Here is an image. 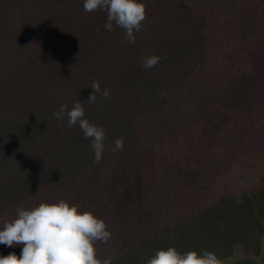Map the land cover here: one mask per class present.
Returning <instances> with one entry per match:
<instances>
[{
	"label": "trees",
	"instance_id": "16d2710c",
	"mask_svg": "<svg viewBox=\"0 0 264 264\" xmlns=\"http://www.w3.org/2000/svg\"><path fill=\"white\" fill-rule=\"evenodd\" d=\"M138 2L145 18L130 43L114 22L113 31L105 29L106 11L86 12L84 0H0V215L49 187L98 172L121 176L113 186L116 198L142 196L134 192V179L145 167V120L163 114L181 84L207 66L216 22H229L234 4ZM249 9L241 23L250 40L245 63L213 83L201 110L204 128L218 129L214 142L227 160L237 150L264 157V4L260 16ZM152 55L160 60L144 68L142 58ZM94 80L109 96L87 102ZM75 100L87 102L85 117L106 130L99 163L91 138L78 125L68 126L67 117L57 122L53 116L59 105L71 107ZM120 137L123 148L112 152ZM170 246L198 255L206 249L221 264H264V174L249 191L220 194L145 231L112 255L111 264H145Z\"/></svg>",
	"mask_w": 264,
	"mask_h": 264
},
{
	"label": "rangeland",
	"instance_id": "374dc122",
	"mask_svg": "<svg viewBox=\"0 0 264 264\" xmlns=\"http://www.w3.org/2000/svg\"><path fill=\"white\" fill-rule=\"evenodd\" d=\"M168 1L144 0L146 6ZM202 3L219 6L221 0ZM262 3L264 0H226V6L234 4V9L229 12V22L224 17L216 22L215 46L207 66L181 84L163 114L145 120L141 161L145 167L134 179V192L141 191L142 196L131 199L124 194L116 198L113 186L121 176L98 172L94 177L49 187L21 207L32 208L40 202L63 199L69 205H78L79 211H89L102 219L111 235L107 241L93 243L95 258L101 261L129 247L145 231L184 217L211 198L255 187L264 174V157L237 150L227 160L214 142L218 129L212 133L204 128L201 110L213 83L245 63L249 49L245 42L250 40L241 23L250 7L260 16ZM233 25L238 26L237 32ZM227 136L224 133L222 137ZM16 209L0 215V226L15 217ZM21 247L0 244V255L15 252L19 258ZM241 254L238 251L236 256Z\"/></svg>",
	"mask_w": 264,
	"mask_h": 264
},
{
	"label": "clouds",
	"instance_id": "9594fccd",
	"mask_svg": "<svg viewBox=\"0 0 264 264\" xmlns=\"http://www.w3.org/2000/svg\"><path fill=\"white\" fill-rule=\"evenodd\" d=\"M86 12L101 10L107 12L105 29L109 32L116 27L125 30L124 38L135 43L134 31H139L141 21L145 18V8L138 0H84ZM160 60L152 55L142 58L144 68L153 67ZM93 93L87 102L95 100L99 94L109 96L107 88L101 90L99 81L91 85ZM164 94V93H162ZM75 100L71 107L61 104L53 112L57 122L67 117L68 126L78 125L84 138H91L90 150L94 154V162L99 163L105 148V128L90 122L85 117L84 104ZM123 137L115 139L112 152L123 148ZM78 205L60 199L55 203L40 202L32 208L18 207L13 219L5 220L0 226V244L7 247L22 245L19 258L15 252L0 255V264H101L95 258L93 243L96 240L107 241L110 232L106 231L105 222L89 211H79ZM102 264H111V257L105 258ZM145 264H221L215 253L202 249L181 253L174 246L158 249Z\"/></svg>",
	"mask_w": 264,
	"mask_h": 264
}]
</instances>
